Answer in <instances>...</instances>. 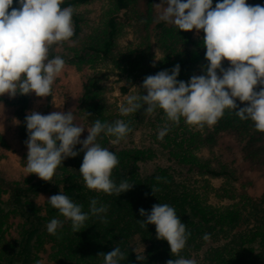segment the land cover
Segmentation results:
<instances>
[{
    "label": "clouds",
    "instance_id": "clouds-1",
    "mask_svg": "<svg viewBox=\"0 0 264 264\" xmlns=\"http://www.w3.org/2000/svg\"><path fill=\"white\" fill-rule=\"evenodd\" d=\"M64 0H0V96L14 98L18 93L37 97L52 94L55 81L65 70V60L49 58L53 46L63 43L73 45L75 34L74 10L71 5L62 7ZM166 5V6H165ZM161 9L157 22L174 25L180 31L204 32L205 59L209 62L205 75H193L189 82L180 81V65L162 70L144 78L143 95H130L126 105L120 107L122 115L136 113L142 108L146 114L162 110L167 120L204 128L212 127L224 117L225 110H234L241 120H251L258 132L264 133V6L249 5L246 0H220L213 7V0H163L155 5ZM227 60V69L222 61ZM219 71V75H218ZM259 88V90H256ZM247 102L239 107L236 100ZM146 106V107H145ZM28 130L27 175L51 182L56 170L69 157H76L74 150L82 145L84 152L79 172L85 186L107 195L119 196L132 189L127 180L117 183L112 178L118 166L116 154L96 142L103 133L115 137L118 143L131 133L132 128L122 120L112 124L95 120L89 135L81 140L85 127L77 124L74 110L44 115L32 111L25 117ZM169 131L164 127L158 139ZM26 175V176H27ZM162 178L156 177L159 182ZM157 189L152 188L153 194ZM43 197V196H41ZM47 202L67 221L74 233L80 232L89 219L82 205L75 203L63 192L52 195ZM97 200L90 202V213L106 223L107 206L97 207ZM146 219L138 221L141 227L155 225L156 238L166 240L171 254L178 258L166 264H196L180 256L191 235L186 225L168 204H154L151 212L139 210ZM64 221L53 218L47 224L50 235H58ZM205 241L210 234L203 235ZM104 264H121L125 254L120 247L100 253ZM137 256V260H141Z\"/></svg>",
    "mask_w": 264,
    "mask_h": 264
},
{
    "label": "trees",
    "instance_id": "trees-1",
    "mask_svg": "<svg viewBox=\"0 0 264 264\" xmlns=\"http://www.w3.org/2000/svg\"><path fill=\"white\" fill-rule=\"evenodd\" d=\"M90 1L64 0L62 7H74ZM218 2L220 0H213V7ZM246 3L264 6V0H246ZM129 4L130 0H115L100 30L94 31L86 41L75 48L67 46L66 43L54 45L49 58L60 56L66 63L91 64L95 63L96 59L114 60L113 49L120 25L117 12L127 9ZM16 6L17 0H13V7ZM73 21L75 34L72 40L76 39L82 30V17L76 10ZM162 31L169 36L159 39L165 56L148 67L145 77L162 70H169L170 73V70L179 64L180 74L177 79L189 82L195 68L207 66L209 63L205 59V34L190 39L172 27H162ZM166 40L171 41L165 43ZM227 66L224 64V67ZM100 90L97 74L88 77L82 84L81 107L94 120L112 124L116 120L106 115L99 103ZM143 94H146L144 90ZM0 102L15 107V113L22 123L21 132L27 135L25 109L30 103L29 94L18 93L14 98L0 96ZM236 103L239 107L247 104L237 100ZM125 123L132 128L126 139L114 143L109 141V137L113 140L115 137L101 133L99 144L116 154L119 159L112 178L117 183L127 180L134 184L132 189L119 196L90 190L80 182L83 180L79 172L83 158L65 159L58 167L64 172L62 180L67 184L63 193L82 205V211L89 214V219L85 222V227L77 233L72 231L71 222L65 220L66 225L59 229L58 235L53 238V255L60 259L62 264H100L104 263L100 253L106 254L114 247H120L126 257L121 264H166L168 260L178 257L171 254L166 240L156 238L155 225L141 227L138 222L146 219L140 215L141 208L150 213L154 204L166 203L175 208L177 216L186 225V231L191 233L180 256L192 259L196 264H264V193L257 199L244 192L243 197H239L236 203L230 202L220 206L211 204L205 189L197 178H194L193 173L222 177L230 176V172L225 168L209 167L206 162H201L195 156L193 151L208 141L199 131L194 130V126L185 124L183 118L178 125L173 124L167 120L162 110L158 109L149 115L144 113L143 108L129 116ZM164 127H168L169 131L162 140L158 139V133ZM205 128L214 132L242 131L250 136L260 133L251 120H241L234 110H225L224 117L216 125ZM137 130L156 140V147L151 149L153 152L159 150L164 153L158 162L147 164L153 157L148 152L149 144L147 147H137L134 144L132 134ZM143 140L145 142L146 138ZM156 177L162 179L158 182ZM41 184L43 182L27 186L22 183L8 185L0 179V238H3L2 232L10 206L20 212L25 228L17 246H3L4 252L0 259L6 260V264L13 263L12 259L18 253V247L24 246V239L26 249L35 235L47 232L46 226L51 220L34 213L29 202ZM152 188L157 189L154 194ZM6 189L10 193L8 202L3 199ZM92 199L97 200V207L107 206L106 223L90 213ZM205 233L210 234L207 241L203 239ZM135 238L144 245L143 249L138 251L135 248ZM137 256L142 259L137 260Z\"/></svg>",
    "mask_w": 264,
    "mask_h": 264
},
{
    "label": "rangeland",
    "instance_id": "rangeland-1",
    "mask_svg": "<svg viewBox=\"0 0 264 264\" xmlns=\"http://www.w3.org/2000/svg\"><path fill=\"white\" fill-rule=\"evenodd\" d=\"M114 1L91 0L88 3L74 6L73 9L78 11L82 17V30L73 40L75 41L73 45L68 43L66 45L75 48L86 41L94 31L100 30L103 20L113 8ZM162 2L163 0H130L127 9L117 12L120 25L113 49L114 60L96 59L93 64L65 62V70L55 81L51 96L41 98L37 97L34 92L29 94L30 103L25 113L36 111L47 115L52 112L67 113L69 110H74L75 123H80L85 127L80 139H85L89 135L87 128H91L95 120L81 107L82 84L88 77L97 74L98 84L101 87L98 100L105 114L116 121L125 122L134 113L122 115L120 107L126 105L128 96L142 95V84L148 67L161 61L165 56L159 39L169 36L162 33V27L179 30L172 24L157 22L161 9H157L155 5ZM181 32L190 39L204 33L200 30L197 35L195 29ZM166 41L165 43H170L171 40ZM224 64H227L228 68L230 62L224 60L222 61L223 67ZM206 68L207 66L195 68L192 76L205 75ZM3 96L9 97L7 94ZM21 126L22 123L15 113V107L0 102V179L8 185L22 183L27 186L43 182L39 190L29 199L31 209L37 215L47 219H60L64 221L63 226H65V219L47 202L52 195L64 191L67 185L62 180L64 172L57 168L51 182L43 181L35 174H26L28 148L25 142L28 140V134L21 132ZM194 130L199 131L208 141L193 151L195 156L201 162H206L209 167L225 168L230 172V176L222 177L193 173L194 178H197L199 184L205 189V194L211 204L220 206L230 202L236 203L239 197H243L244 192L257 199L262 196L264 193V133L260 132L257 136H250L242 131L214 132L205 127L195 126ZM132 138L137 147H147L149 144L148 152L153 158L147 164L158 162L159 157L164 156V153L162 154L159 150L153 152L151 147H156V140L147 136L145 132L134 131ZM109 141L114 140L109 137ZM96 142L99 143V136ZM81 147L82 145H77L74 149L79 152L76 156L79 159L84 157V152L79 151ZM154 154L157 156L155 157ZM80 182L85 185L83 180ZM9 194L8 189L3 193V199L7 202ZM4 228L3 238H0V257L4 252L3 246L14 244L17 246L21 242L23 229L25 230L22 215L11 206L7 210ZM56 236L48 232L39 233L32 238V243L26 249L24 239V246L18 247L16 251L18 253L12 259V264H62L60 259L53 255V238ZM135 239V248L138 251L143 249L144 245L138 242L137 238ZM0 264H6V260L1 258Z\"/></svg>",
    "mask_w": 264,
    "mask_h": 264
}]
</instances>
